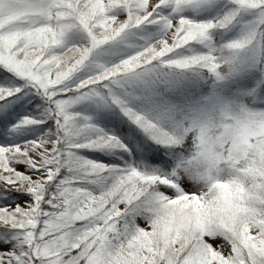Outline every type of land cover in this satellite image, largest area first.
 Instances as JSON below:
<instances>
[{
    "label": "snow or ice",
    "instance_id": "snow-or-ice-1",
    "mask_svg": "<svg viewBox=\"0 0 264 264\" xmlns=\"http://www.w3.org/2000/svg\"><path fill=\"white\" fill-rule=\"evenodd\" d=\"M0 264H264V0H0Z\"/></svg>",
    "mask_w": 264,
    "mask_h": 264
}]
</instances>
